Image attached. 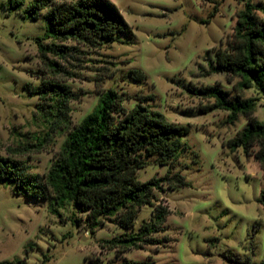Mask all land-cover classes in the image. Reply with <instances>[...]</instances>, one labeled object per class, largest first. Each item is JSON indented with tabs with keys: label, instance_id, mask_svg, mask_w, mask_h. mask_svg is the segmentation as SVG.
<instances>
[{
	"label": "rangeland",
	"instance_id": "374dc122",
	"mask_svg": "<svg viewBox=\"0 0 264 264\" xmlns=\"http://www.w3.org/2000/svg\"><path fill=\"white\" fill-rule=\"evenodd\" d=\"M21 2L17 10L14 2ZM33 0H0V155L23 160L40 180L47 173L66 135L43 116V105L26 86L40 84L35 39L43 36L45 21L24 15ZM122 15L133 36L122 42L85 49L80 62L66 65L73 77L66 81L78 99L69 103L70 126L78 124L97 105L100 95L115 90L128 111L141 102L166 122L189 129L181 141L172 172L188 186L154 192L155 205L169 209L160 246L130 250L125 258L154 264H260L264 259V212L258 203L264 189L263 171L253 155L227 142L246 124L239 116L225 122L228 113H201L213 99L194 92L218 86L242 98L254 99L253 117L264 123V99L258 89L238 90L239 79L206 75L214 53L232 38L239 0H108ZM264 5V0H251ZM10 3V4H8ZM264 19V10L256 11ZM141 70L143 82L128 77ZM39 150L18 152L29 144ZM256 147L252 149L254 152ZM138 180L161 177L168 166L147 159ZM176 163V162H174ZM50 200L16 195L0 182V262L21 264H99L118 262L113 252L100 249L103 239L122 232L113 222L92 234L85 214L73 205L52 212ZM143 206L136 225L148 219Z\"/></svg>",
	"mask_w": 264,
	"mask_h": 264
},
{
	"label": "trees",
	"instance_id": "16d2710c",
	"mask_svg": "<svg viewBox=\"0 0 264 264\" xmlns=\"http://www.w3.org/2000/svg\"><path fill=\"white\" fill-rule=\"evenodd\" d=\"M239 2L243 3V9L236 14L232 38L224 50L214 53L206 75L237 78L235 90L255 86L264 99V19L256 15V11L264 10V5L251 0ZM21 5L14 2L12 9ZM24 15L33 20L41 16L45 21L43 36L35 39L41 82L25 88L44 103L43 116L66 137L41 180L29 172L23 160L0 155V182L11 185L16 195L49 199L52 212L66 205L75 206L85 214L92 234L106 221L113 222L122 232L100 242L101 250L113 252L119 259L112 264H154L150 257L138 261L124 256L130 250L167 242L156 234L162 231L170 211L153 203L154 192L188 186L184 177L172 172V168L179 153L186 149L181 139L189 129L166 122L160 113L141 102L127 111L115 90L101 94L94 109L78 124L70 126L69 103L77 100L78 95L66 83L73 77L66 65L73 67L72 62L82 61L85 49L122 42L123 37H132L133 33L108 0H33ZM128 77L135 82L146 78L141 70L129 71ZM194 93L213 99L211 104L200 108L201 113L226 111L225 122L230 125L239 116L246 119L243 128L226 145L231 151L241 148L247 156L253 155L264 177V123L252 115L256 101L244 99L238 92L230 97L228 91L218 86H206ZM41 147L42 143L29 144L18 152ZM150 158L156 160L155 164L169 168L163 176L141 182L138 172L149 165ZM258 203L264 212V189ZM143 206H149L151 214L137 226ZM99 262L97 258L89 260L90 264ZM260 264H264V259Z\"/></svg>",
	"mask_w": 264,
	"mask_h": 264
}]
</instances>
